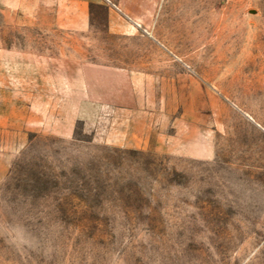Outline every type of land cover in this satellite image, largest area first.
Instances as JSON below:
<instances>
[{"label": "rangeland", "instance_id": "rangeland-1", "mask_svg": "<svg viewBox=\"0 0 264 264\" xmlns=\"http://www.w3.org/2000/svg\"><path fill=\"white\" fill-rule=\"evenodd\" d=\"M0 113V264H264V0H0Z\"/></svg>", "mask_w": 264, "mask_h": 264}, {"label": "crops", "instance_id": "crops-1", "mask_svg": "<svg viewBox=\"0 0 264 264\" xmlns=\"http://www.w3.org/2000/svg\"><path fill=\"white\" fill-rule=\"evenodd\" d=\"M138 8H139V5H138ZM141 17V14H137V19L138 18H140ZM116 19V15H115V13L112 11V12H110V20L112 21V23H110L111 24V27L112 28H115V26H114V22H113V20H115ZM139 22V21H138ZM2 115H1V113H0V122L2 121Z\"/></svg>", "mask_w": 264, "mask_h": 264}]
</instances>
